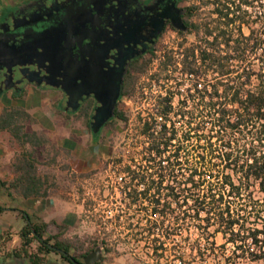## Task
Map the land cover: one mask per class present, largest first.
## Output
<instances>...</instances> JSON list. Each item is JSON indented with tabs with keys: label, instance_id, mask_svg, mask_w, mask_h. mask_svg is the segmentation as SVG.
Returning a JSON list of instances; mask_svg holds the SVG:
<instances>
[{
	"label": "trees",
	"instance_id": "16d2710c",
	"mask_svg": "<svg viewBox=\"0 0 264 264\" xmlns=\"http://www.w3.org/2000/svg\"><path fill=\"white\" fill-rule=\"evenodd\" d=\"M186 25L195 41L185 47L181 42L177 52L165 51L159 71L150 74L156 82L161 73L164 81L176 79L175 54L180 55L181 74L191 81L185 94L183 83L177 85L178 110L172 91L157 96L146 116L139 117L131 148L105 161L102 169L111 164L117 181L113 188L128 200L126 206L141 208L145 225L139 234L153 242L146 251L152 258H163L165 240L193 224L200 238L211 239V247L202 251L197 245L189 256L195 252L214 264H264V0H193ZM154 56L150 53L132 69L123 94L135 92L138 76L148 72ZM115 114L128 125L123 111ZM33 123L22 106L1 109L0 133H9L18 148L11 162L14 178L1 185L12 196L46 198L58 193L56 175L46 169L59 166L58 149L44 132L26 130ZM62 166L73 180L72 168ZM91 203L84 201L85 210ZM134 217L129 213L122 223V213H115L109 231L100 217L97 231L111 236L125 227L136 234ZM45 225L26 224L20 230L22 250L33 239L38 242L30 264H41L43 255L55 248L84 254L96 246V241L88 245L87 239L61 234L45 238ZM32 232L35 237H27ZM217 234L223 239L219 247L228 251L215 249ZM99 244L105 253L115 249L106 237ZM186 255L184 250L174 253L178 264H191Z\"/></svg>",
	"mask_w": 264,
	"mask_h": 264
},
{
	"label": "flooded vegetation",
	"instance_id": "af4514ba",
	"mask_svg": "<svg viewBox=\"0 0 264 264\" xmlns=\"http://www.w3.org/2000/svg\"><path fill=\"white\" fill-rule=\"evenodd\" d=\"M47 1L53 3L50 10L43 4ZM187 7L185 0H29L13 5L0 20V27L5 28L7 22L11 26L26 24V15L33 24L46 15L50 28L42 42L45 52L30 49L20 58L27 64L13 65L10 71L5 66L15 58H0V95L24 93L30 85L44 88L55 94L60 112L87 119L91 133L98 134L106 123L117 119L115 113L121 110L125 96L123 85L132 69L157 51L166 33L187 32ZM55 10L63 12L62 16H56ZM17 41L13 44L18 45ZM103 101L110 102L109 110L101 109ZM106 113L110 116L104 119ZM6 208L0 204V213ZM25 214L29 215L22 211V228L37 224ZM45 223V238L61 234L58 225ZM5 230L7 224L0 218V264H30L33 253L28 245L22 250V242L18 248L3 244ZM28 236L35 237V233ZM53 243L51 240L50 245ZM98 246L101 256L90 264H100L105 252L99 243L84 254L55 248L48 254L59 259H43L41 264H86L85 258Z\"/></svg>",
	"mask_w": 264,
	"mask_h": 264
},
{
	"label": "rangeland",
	"instance_id": "374dc122",
	"mask_svg": "<svg viewBox=\"0 0 264 264\" xmlns=\"http://www.w3.org/2000/svg\"><path fill=\"white\" fill-rule=\"evenodd\" d=\"M193 0H185V4L189 5ZM195 41L194 35L186 32L181 35H175L173 32L166 33L160 42L156 56H154L149 63L148 72L138 76L135 92L129 93L123 97L120 102L119 108L129 117L128 125L124 122L113 119L111 124L106 125L97 135L92 134L90 128L85 124L84 119L75 116L65 115L60 112L58 108V100L55 94L47 93L46 99L51 101V104H45L38 106L34 110L50 111L52 109V124L51 135L47 134V137L58 149V155L56 157L58 165L47 166V170L50 173H54L57 179V192L50 193L44 200V207L39 209V213L35 215L29 214V209H21L28 212L32 222L44 221L58 225V230L64 238H79L81 240L87 239V244L96 241V245L101 242L103 237L107 238L109 243L114 242V250L108 253H104L103 261L100 264H178L175 251L184 250L187 254L186 260L191 264H214L207 256H196L195 252L189 256L192 248H196L200 245L201 250L204 251L206 247H211V239L206 240L203 237H199L200 232L191 224L186 229H182L181 234L174 238L165 240V246L167 248V254L159 260L152 258V256L146 253L151 249L152 241L144 234H139L142 227L145 225L144 219H141L143 212L138 206L128 207L125 203L127 199L120 194L115 187L116 177L112 174V165L110 164L106 169H102L103 163L113 156L118 155L123 149L131 148V141L133 133L136 132L139 117L146 116V113L152 107V100L150 97L159 94V91H172L177 92L178 83H183L181 91L185 94L186 85L190 84V78L187 75L174 74L176 79L170 78L169 81H164L160 74V81L156 82V78H151L150 74L156 73L160 69V62L162 55L165 51H178L180 49V43H183L185 47ZM175 52V53H176ZM175 59L180 62V55L175 54ZM176 61V62H177ZM178 71V70H177ZM180 71V69H179ZM178 78L180 80H178ZM161 83H164L161 87ZM163 88V89H162ZM166 88V89H164ZM25 93H21L23 97ZM179 94L173 98L174 111H177ZM190 106V103L188 104ZM49 106V107H48ZM33 110V111H34ZM177 126L182 122L178 118H174ZM31 128V124L27 126ZM183 128V127H182ZM49 135V136H48ZM7 132H2L1 136L6 143V150L12 153L16 151V145L13 144L11 139L10 144L7 141ZM68 165L74 171L75 176L71 179V171L67 172V169H63L62 165ZM62 167V168H61ZM83 190V192H81ZM12 190H3L0 186V203L5 207L17 206L18 201L12 198ZM65 194L66 198L61 194ZM90 199L92 201L89 210H85L84 201ZM117 212L122 213L121 221L126 222L125 215L129 213L134 214V221L138 222L136 226V234H132L125 227H121L115 231L113 235H104L102 232H98L96 219L101 217V224L105 225L106 231L111 230L113 227V215ZM22 211L19 210L12 214V227L5 230V240L3 244L5 246H13L18 248L22 242L21 237L18 235L23 225V219L21 217ZM69 221V222H68ZM100 235L101 238H96ZM198 239H200L198 241ZM214 244L215 249L219 252L228 251L229 249H222L219 245L223 242L220 234L215 237ZM9 243V245L7 244ZM116 245V246H115ZM213 246V245H212ZM27 250L31 253L36 252L37 242L32 241L27 246ZM72 253L78 254L74 250ZM44 260L47 259H59L56 254L43 255ZM253 264H263L262 262H254Z\"/></svg>",
	"mask_w": 264,
	"mask_h": 264
},
{
	"label": "crops",
	"instance_id": "0c3cea01",
	"mask_svg": "<svg viewBox=\"0 0 264 264\" xmlns=\"http://www.w3.org/2000/svg\"><path fill=\"white\" fill-rule=\"evenodd\" d=\"M29 0H0V20L3 19V16L5 13L16 4L25 3ZM47 90L38 86H27L25 94L23 97H21L20 94H12L10 92L4 93L0 95V111L3 107L10 106V105H18L22 106L34 117L35 123L31 124V128L26 130L28 131H42L46 135L50 134V129L52 124V109L50 111L44 112L40 110H34L38 106H43L45 104H51L52 102L49 101V99H46ZM49 107V106H48ZM34 110V111H33ZM30 125V124H28ZM26 125V126H28ZM5 132V131H3ZM2 133V132H1ZM0 133V136H1ZM9 134V133H8ZM10 136V135H9ZM49 136V135H48ZM10 137L7 136V141H11L9 139ZM13 144H17L14 139ZM9 141V144H10ZM15 155H17V152L15 151L13 156L12 153L8 152L6 150V143L4 142L3 138L0 137V186L3 188V190H6L4 186L1 185V182H9L14 178V172L11 167V162L14 160ZM14 200H17L19 203L17 206L8 207L0 213V218L4 220V222L7 224V229L12 227V214L15 215L16 212L19 210L23 211L22 209H29V214L35 215L36 212L41 210L42 207H44V200L45 198L42 197H28L23 198L21 196H12ZM2 205V203H0ZM22 209H21V208ZM14 208H17L19 210H14ZM26 212V211H25ZM28 213V212H27ZM39 213V212H38ZM44 221H46V218H43ZM69 222V221H68Z\"/></svg>",
	"mask_w": 264,
	"mask_h": 264
},
{
	"label": "water",
	"instance_id": "95a60500",
	"mask_svg": "<svg viewBox=\"0 0 264 264\" xmlns=\"http://www.w3.org/2000/svg\"><path fill=\"white\" fill-rule=\"evenodd\" d=\"M48 2V4H47ZM44 2V6L46 9L50 10L52 9L53 3L51 1ZM59 2V0H57ZM54 14L58 17H61L63 12L54 11ZM24 19L27 21L26 24H21L17 26L16 24H13L12 26L7 22V26L0 27V58L8 59V58H15L11 63L6 64L5 67L8 68V70L13 65H25L27 64L26 60L20 59L24 57L26 54H28L33 49L38 53H44L45 48L42 44L43 41H46L48 29L50 26H48L47 22L49 18L44 15V20H39L31 24L30 17L24 16ZM47 25V26H45ZM33 33L32 35H30ZM17 38V39H16ZM14 39L18 40V45L13 44ZM29 81H34L33 79H29ZM39 83V82H38ZM109 110L111 108L110 102H102L101 109ZM110 116L109 113L105 114L104 119L108 118ZM102 248L100 246L96 247L94 251H92L87 257L91 256V259L85 258L86 264H90L94 261H97L101 256ZM73 260V258H71Z\"/></svg>",
	"mask_w": 264,
	"mask_h": 264
},
{
	"label": "built area",
	"instance_id": "2783aa9c",
	"mask_svg": "<svg viewBox=\"0 0 264 264\" xmlns=\"http://www.w3.org/2000/svg\"><path fill=\"white\" fill-rule=\"evenodd\" d=\"M176 67H177V70H176V74H181V71H179V69H181V67H182V65L180 64V62L179 61H177L176 62ZM183 75H187V74H183ZM187 76H189V75H187ZM189 78H190V76H189ZM178 80H180L179 78H178ZM190 80H191V78H190ZM164 83H161V85H159L160 87L163 85ZM187 86H189V84L188 85H186V87ZM163 89V88H162ZM164 89H166V88H164ZM181 90V89H180ZM166 90L163 92V91H159V94L158 95H156V96H153V97H150L151 98V100H152V104L155 102V100H156V98H157V96H159V95H161V96H164L165 94H166ZM173 94H174V97L178 94V89H177V92L176 93H174L173 92Z\"/></svg>",
	"mask_w": 264,
	"mask_h": 264
}]
</instances>
